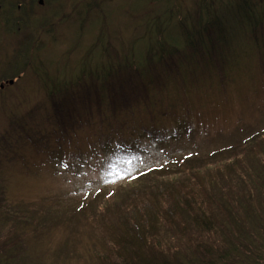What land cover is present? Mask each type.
I'll list each match as a JSON object with an SVG mask.
<instances>
[{"label":"rangeland","instance_id":"1","mask_svg":"<svg viewBox=\"0 0 264 264\" xmlns=\"http://www.w3.org/2000/svg\"><path fill=\"white\" fill-rule=\"evenodd\" d=\"M3 1L0 84L10 78L18 79L0 90V264H37V260L42 264H111L120 244L112 241L113 235L116 237L122 229L116 224L115 215L124 213L125 208L130 215L142 211L147 215L153 207L141 210L144 206L140 194L145 191L150 200L167 206L166 196L159 189L163 182L159 179L167 176L166 172H148L168 166L175 158H188L195 168L192 172H199L194 174L198 186L204 192L210 188L220 191L223 184L226 187L234 181L236 174L221 170L214 152L244 143L252 134L258 137L257 141L253 138L252 145L238 159L244 160L246 169L252 168L248 159H256L255 164L264 163L260 153L264 151V0H216L209 11L197 6L203 0H51L42 8L36 5L37 0H14L15 14L8 10L11 15L3 11L4 7L7 10ZM247 2L253 9V19H240L246 9L239 5ZM30 3L36 8V27L34 23L29 27L22 17ZM215 11L222 17L223 31L218 34L225 37L224 45L218 47L214 56V70L219 76L211 74L207 80V73L213 71L201 69L203 52H198L189 59L197 58L194 69L183 65L179 75L175 74L177 77L159 70L160 79L168 82L172 78L166 86L156 85L154 78L151 81L148 76V102L135 105L127 111L129 114H111L105 93L97 97L102 99L100 107L95 104V96L91 97L90 120H76L71 125L67 119L66 131L55 124L50 98L44 92L48 88L39 79L44 73L45 83L51 84L57 77L46 74V67L59 71L61 82L77 81L73 74L81 69L92 66L101 70L105 62H123L133 50L132 54L138 55L149 46L159 48L160 43L185 47L189 56L191 47L184 45L183 35L196 36L199 25L205 24L198 18H216ZM145 32L153 40L151 44H145L147 37L142 39ZM159 33L162 38L157 37ZM49 61L53 64L48 65ZM217 79V86L209 85ZM75 92L81 98L85 96L79 89ZM78 105L80 113L88 112L87 106ZM98 111L103 113L101 120ZM181 125L184 132L175 135L172 130L182 129ZM129 128L140 132L143 129L144 136L133 132L135 139L145 144L139 150L122 149L130 141ZM150 130L172 138L151 140ZM98 157L99 162L95 160ZM231 157L234 158L229 155L227 162ZM143 174L147 175L139 178ZM151 176L156 179H149ZM253 176L257 175H251V179ZM177 178L185 180L181 176L163 180L172 182ZM110 194L114 212L102 214L97 205L104 204ZM207 198L211 200L209 194ZM34 214L36 220H32ZM107 215L111 216L106 218ZM224 225L230 229L225 222ZM165 228L147 236L153 254L169 261L179 255L191 260L193 251L186 250L183 256L177 254L179 249H167L168 245H185L182 238L178 243H174L173 236L167 240L169 233ZM146 229L149 232L150 227ZM256 231L264 243V233ZM7 233L9 237H5ZM13 235L21 237V246L15 248L13 243L4 247ZM204 245L223 243L221 239L205 238ZM10 250L15 258H11ZM260 253L263 257L256 258L257 262L247 255L242 258L247 264H264V247Z\"/></svg>","mask_w":264,"mask_h":264},{"label":"trees","instance_id":"2","mask_svg":"<svg viewBox=\"0 0 264 264\" xmlns=\"http://www.w3.org/2000/svg\"><path fill=\"white\" fill-rule=\"evenodd\" d=\"M207 1L209 3H206ZM214 1L205 0L203 4L200 2L197 6L201 9L203 7L209 9V6L214 4ZM245 9L249 11L250 6H245ZM216 23H218V19H214L211 16L198 32V37H192L190 33L182 34V41L185 43L184 45L191 47V53L196 52L198 46L202 43L209 58L216 61L214 56L218 47L222 46L223 38V36L217 35L213 30ZM214 34L216 37L213 36ZM146 37L147 41L145 44H151L153 40L147 35V32L144 33L142 39L145 40ZM157 37L162 38V33L157 34ZM158 47L149 46L145 52H140V55L132 54L133 50L130 57H127L123 62L121 60L118 62L110 60V62H105L106 65L103 64L101 70L94 69L92 66L88 70L82 71L81 69L76 76L77 81L64 80L60 82L59 85L53 88L49 96L53 112L55 113V117H53L56 122L55 124H59L63 130H66L68 125L67 119L71 125L75 124L76 120H90L92 118V112L89 111L90 107H92L91 94L94 93L95 95L93 96H96L95 104L101 103L102 99H97V97H100L99 94H105V91L101 90L108 91V95L106 96L108 98L107 102L112 108L111 114L113 115H117L118 111L130 110L133 105L138 104L140 106L148 102L146 98L149 87L148 76L152 77L150 78L151 81L154 78L156 85L165 83L164 86H166L170 80L165 82L160 79V76H157L159 70L164 71L165 75L171 77L172 75L179 74L180 69L183 68L182 65L189 66L188 63L190 62V55L188 56L184 50L185 47H178L171 43H168V45L160 43ZM142 60L144 62H141ZM75 88L82 90L85 93V97H79L74 92ZM79 103L87 106L88 112L83 110L80 113V109H78ZM84 108L86 109V107ZM83 114L84 118L82 119ZM96 114L101 120L103 113L98 111ZM181 126L182 129L178 130L174 128L172 132L175 135L182 134L184 130L183 125ZM99 131H102V129L99 128ZM142 131L143 129L140 132L131 128V132H137V135L140 133L143 135ZM148 133L151 140H157L158 142L172 138L168 137L170 136L169 134H163L159 131L150 130ZM253 138L255 141L258 139L255 134H252L244 143L222 147L217 152H214L216 155L214 160H220L221 170L225 169L224 171L230 172L229 174L231 175H234V172L236 174L234 181L229 182L230 185L226 187H223L225 185L223 184L220 187V191L210 188L211 191L206 190L204 192L203 188L198 186L199 184L194 174L199 172H192L195 168L190 166L192 162L188 158H175L168 166L148 172L156 171L155 173H160L164 171L167 176L163 179L181 176L185 180L177 178L172 182H167V180L159 179L163 181L160 182L162 184L159 189L166 196V207L161 206L160 202L150 200L146 196L147 191H145V195L143 192L140 194L142 198L141 203L144 206H141V210H145L146 207H153L150 209L154 210V212L149 210L147 215L143 211L130 215L125 208L124 213L114 214L117 217L116 224L123 230L120 229L121 232L116 237L113 235L112 241H119L120 244L116 246L117 249L115 251L118 252V255H114L111 258V260L115 259L111 264H247L246 260L242 258L243 255L253 257L252 259L255 262H257V259L262 258L263 256L260 251L263 250L264 243L259 240L256 230L264 233V163L255 164L256 159H253V162L248 159L252 164V168L246 169L244 160L242 161L240 157L238 159L241 153L246 152L247 146L252 145ZM140 140H136L134 137L133 142L130 143L128 141V144L133 146L140 143ZM141 144L145 145L144 143ZM257 145L261 144L257 143ZM140 149L143 150V148ZM260 153L264 157V151ZM229 155H233L234 158L231 157L232 159L228 163L227 158ZM245 157L249 158V154H245ZM252 170L256 172H251ZM254 174L257 176H253L251 179V175ZM146 175L143 174L139 178ZM161 176L163 175L161 174L159 177ZM149 179H156V177L151 176ZM173 187L174 190H172ZM200 189L201 191H199ZM150 191H153V189ZM207 194L211 196V200L209 198L206 200ZM99 196L97 199L100 198ZM110 196L112 195L110 194L108 198ZM108 198L103 201L104 204L95 202L99 204L97 207L102 208V214H110L113 210L111 206L113 199L110 200L111 197ZM122 203L126 205L124 202ZM94 205L96 206V204ZM214 206L215 208H213ZM97 207L95 208L97 209ZM108 216L111 215H107L106 218ZM32 218V220H36L37 216L34 214ZM25 219L29 221V218ZM224 222L230 226L229 230L225 227ZM162 226H167L165 228V231L169 233L167 240L173 236L174 243H178L182 238L183 245H185L184 248L168 245L167 249H179L180 251L177 254H183L186 250L193 251L191 260L180 258L181 256L179 255L175 261H169L166 258L157 257L156 254H153V248L150 247V242H147V236L161 230ZM146 227H150L149 232H147ZM204 234H209V236H203ZM141 236H143V239ZM5 237H9V234L7 233ZM205 238L217 241L221 239L223 245L206 247L204 245ZM21 240L20 236L14 238L13 235L4 247H10L14 243L13 247L18 248L21 246ZM2 248L3 245L0 247V253ZM144 250L148 251L149 255ZM10 251L13 253V250ZM110 256L108 252L107 257ZM183 256L186 255L183 254ZM12 257H16L14 253ZM108 262H110L109 259ZM38 263L42 264L37 260Z\"/></svg>","mask_w":264,"mask_h":264},{"label":"flooded vegetation","instance_id":"3","mask_svg":"<svg viewBox=\"0 0 264 264\" xmlns=\"http://www.w3.org/2000/svg\"><path fill=\"white\" fill-rule=\"evenodd\" d=\"M1 1H3V0H0V2H1ZM4 1H5V0H4ZM4 1H3V2H4ZM21 1H22V3L25 2V0H21ZM9 9H13V6H12V5H8L7 10H5L4 12H5L6 14H8V15H11V12L8 11Z\"/></svg>","mask_w":264,"mask_h":264}]
</instances>
